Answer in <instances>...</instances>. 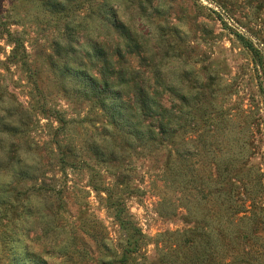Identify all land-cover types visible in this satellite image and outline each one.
<instances>
[{"label": "rangeland", "instance_id": "rangeland-1", "mask_svg": "<svg viewBox=\"0 0 264 264\" xmlns=\"http://www.w3.org/2000/svg\"><path fill=\"white\" fill-rule=\"evenodd\" d=\"M97 48L179 139L110 123L79 81ZM219 166L247 215L230 243ZM0 264H264V0H0Z\"/></svg>", "mask_w": 264, "mask_h": 264}, {"label": "trees", "instance_id": "trees-1", "mask_svg": "<svg viewBox=\"0 0 264 264\" xmlns=\"http://www.w3.org/2000/svg\"><path fill=\"white\" fill-rule=\"evenodd\" d=\"M125 37L130 40L129 34H125ZM94 54L100 56L102 62L98 76L78 73L81 77L79 81L83 84L84 94L103 110L110 123L124 130L134 140L154 146L179 139L182 130L181 116L177 115L171 106L164 105L158 94L147 92L138 87L136 83L130 84V78L125 72L121 70L111 72L112 62L104 55L103 50L97 48L94 50ZM123 86H137V93L134 92L133 97L124 99L121 95ZM176 150L177 155L182 154V149L178 151L176 148ZM226 176L219 166L218 176L214 180V194L216 202L219 204L216 213L218 220L216 233L222 236V240H227L230 243L240 231L236 221H243L247 215L237 216L244 208V201L232 198L231 191L235 184L231 183ZM256 184L259 183L256 181ZM242 185L245 190L248 189V182L247 184L243 182ZM186 210V216L194 223L188 230L189 233L191 235L203 233L204 237L208 236V232L203 231L200 224L197 225L205 220L207 214L199 215L190 207H187ZM205 250L206 247L202 246L201 252Z\"/></svg>", "mask_w": 264, "mask_h": 264}]
</instances>
